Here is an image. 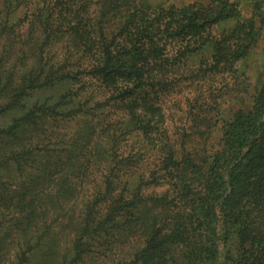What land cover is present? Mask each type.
Here are the masks:
<instances>
[{"label": "trees", "instance_id": "16d2710c", "mask_svg": "<svg viewBox=\"0 0 264 264\" xmlns=\"http://www.w3.org/2000/svg\"><path fill=\"white\" fill-rule=\"evenodd\" d=\"M3 1L11 13L23 0ZM210 1L209 6H138L129 19L121 17L117 8L92 10L80 4L71 9L72 18L59 21L61 30L83 44V52L92 61L88 74L114 90L105 101L96 103L126 102V127L157 149L154 158L166 172L121 179L116 209H134L135 213H129L131 223L138 226L127 240L131 243L128 249L110 244L108 261L100 264H264V66L263 78L251 85L252 79L241 65L260 41L264 44V0H254L249 16L236 2ZM50 10L38 23L44 40L53 32L49 30ZM227 19H235L234 26L218 36L213 34V26ZM115 38L126 41L122 48L112 46ZM195 57L197 64L189 65ZM206 72L231 75L247 94L238 97L242 104L224 111L216 145L204 150L199 157L202 163L197 164L187 157L184 141L168 134L156 86L164 85L166 74H181L189 80ZM26 81L16 85L15 96L34 88L31 73ZM8 85L6 81L5 87ZM7 131L0 129L1 135L16 133ZM30 177L33 182L14 183L13 199L19 203L42 202L63 187L74 194L80 180L65 187L64 179L54 175ZM104 177V184L95 183L96 193L111 192L115 187V178ZM156 184H165V189L146 190ZM49 186L53 192L48 191ZM80 201L83 216L90 203L85 196ZM74 211L71 209L72 214ZM37 227L35 224L28 232L36 234ZM80 242V238L74 241V257L68 264L81 258ZM6 255L0 245V263Z\"/></svg>", "mask_w": 264, "mask_h": 264}, {"label": "rangeland", "instance_id": "374dc122", "mask_svg": "<svg viewBox=\"0 0 264 264\" xmlns=\"http://www.w3.org/2000/svg\"><path fill=\"white\" fill-rule=\"evenodd\" d=\"M228 1L236 2L245 16L251 14L254 0ZM191 3L209 6L211 1L23 0L8 13L0 0V129L8 128V134L16 130L11 136L0 132V245L7 254L0 264H68L74 257L72 247L78 238L82 245L81 258L74 264L108 261L110 244L128 249L131 243L127 240L134 232L133 227L138 226L131 223L133 216L129 213H135L134 209H116L117 195L123 185L121 179L166 173L154 158L157 149L126 127L129 118L126 102L96 103L105 101L114 90L88 74L92 61L83 52V44L61 30L59 21L72 18L71 9L80 4L92 10L99 6L117 8L121 17L129 19L138 6ZM49 9V30L53 32L44 40L38 23ZM234 24L235 19L223 20L213 26L212 32L218 36L221 30ZM124 42L115 38L112 46L119 49ZM195 59L189 65L197 64ZM241 65L251 77V85L263 78V41ZM29 73L35 78L34 88L15 96L19 89L16 85L27 83ZM166 75L162 80L164 85L156 86L164 125L170 137L184 141V147L189 150L187 157L201 164L200 155L218 141L224 111L242 104L238 97L247 93L225 72L215 75L206 72L189 80L181 74ZM6 81L10 86L5 87ZM29 175L39 178L54 175L64 179L65 187L74 185L77 178L80 180L74 194L63 187L42 202L30 200L29 205L13 199L14 183L33 182ZM104 175L116 179L115 187L111 192L96 193L95 183L104 184ZM163 185L156 184L146 190L160 192L165 189ZM48 191L54 189L49 186ZM82 196L90 203L83 216ZM71 209L75 210L74 214ZM123 213L126 216L122 218ZM35 224L37 233L28 232L35 229Z\"/></svg>", "mask_w": 264, "mask_h": 264}]
</instances>
